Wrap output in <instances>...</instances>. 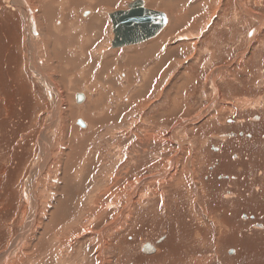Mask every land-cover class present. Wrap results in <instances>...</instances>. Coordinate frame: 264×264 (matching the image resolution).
<instances>
[{
    "label": "rangeland",
    "instance_id": "rangeland-1",
    "mask_svg": "<svg viewBox=\"0 0 264 264\" xmlns=\"http://www.w3.org/2000/svg\"><path fill=\"white\" fill-rule=\"evenodd\" d=\"M133 1L75 0L68 17L54 6L49 15L40 0H0V258L9 253L0 264H264V125L254 118L264 119V0H140L164 12L163 31L112 48L107 12ZM63 20L69 42L54 50L65 54L50 58L39 26L59 33ZM85 21L86 35H73ZM25 24L40 39L27 36L35 49L30 58L24 50V69ZM227 119L234 132L258 133L236 164L229 142L233 165L212 174L223 157L211 144L235 136ZM47 130L53 148L43 146ZM43 161L44 205L22 235L34 205L28 184ZM145 243L156 252L144 253Z\"/></svg>",
    "mask_w": 264,
    "mask_h": 264
},
{
    "label": "flooded vegetation",
    "instance_id": "flooded-vegetation-1",
    "mask_svg": "<svg viewBox=\"0 0 264 264\" xmlns=\"http://www.w3.org/2000/svg\"><path fill=\"white\" fill-rule=\"evenodd\" d=\"M41 1L45 3L44 7H47L48 6L49 0H40V2ZM104 2H106V0H102V3H104ZM134 3H140L143 8L149 9V8L146 7L147 5H144V2L143 1L141 3L140 0H134L129 5L134 4ZM19 5H21L22 7H24L28 11V13H29V8H28V4L27 3L21 2ZM38 5L40 6L39 3H38ZM129 5L126 6V7H122V8H120L117 11H123V10L126 11V10H128L129 9ZM101 8H103V6H101ZM63 9H64V6H63ZM65 9H66V7H65ZM102 11H104V10H102ZM117 11H115V12H117ZM111 12L112 11H110V13H109V11L107 12L108 13V18H109V15L112 14ZM29 16H30V14H28V16H26V17L22 15L23 19H26ZM70 16L71 15H68V17H70ZM82 16H84V11L82 13ZM109 21H110V19H109ZM22 22H23V20H22ZM57 23H59V22L57 21ZM85 23H86L85 26H84L83 23L82 24H80L79 22L76 23V29L75 30H78V31L75 32V34H73V35H79V34H82V33H83V35H86V33L88 31V21H85ZM109 25H110V28L112 29V30H109V31L113 32V28L111 27L112 26V23L109 24ZM86 27H87V29H86ZM42 28H46V26L43 24L42 25ZM58 28H59L58 26L56 28H54V26L52 25L48 29L44 30V35H47L49 37H53L54 35H56V30ZM163 29L156 35V38L160 35V33L163 31ZM19 30L21 31L22 28L19 29ZM103 31H105V32H107V34H109V31L107 29L103 28L102 32H100V35L101 36L103 34ZM18 33H19V31H18ZM38 35H39L38 30H37V28L33 24L32 25H26L25 24L24 25V28H23V31H21V33H19V40H20L19 41V44H22L25 40H27V42L30 43V41L28 40L27 36H29L32 40H39L40 38L38 37ZM21 36H22V38H21ZM17 37H18V35H16V40H18ZM81 38H84V37H81ZM102 38H104V37L102 36ZM107 39H108V37L105 38V40H107ZM84 42H86V39L85 38H84ZM31 44H33V43H31ZM23 47L25 48L26 55H27V52H29L28 51V45H24ZM33 47H34V45H33ZM111 47L114 48L112 46V42H111ZM13 48H14V46H13ZM17 48H19V46ZM46 51L49 53L50 58L54 57L53 56L54 55V52L56 53V51L54 50V47H53V44L52 43L46 46ZM21 53H22V56H24L25 53H23V52H21ZM60 54H62V53H60ZM27 56H29V55H27ZM24 59H25V56H24ZM23 66H24V69H25L26 64L24 63V60H23ZM27 71H28V69H27ZM25 73L26 72L24 70V74ZM28 73H29V71H28ZM29 74L32 75L34 77V79H36V75L34 73H29ZM43 83L46 86H49V82L47 80H45V82L43 81ZM77 94H80V93H77ZM82 97H84L83 98V101H84L83 103H85L86 102V96L82 94ZM75 100H76V94H75ZM254 118H256V120H257L256 123H258L259 127L262 126V125H264V119H262L261 116H258L257 115ZM225 124L227 125V128L229 129V131H226V134L231 133L229 135L232 136L233 133H235V136H232V138L231 137H227L225 139L219 140V141H217L218 142L217 144H214V145L211 144V149H212L211 151H213L215 153V157H217V158H220V157L222 158L223 157L220 161L217 160V161H219V163L214 164L213 165V168H209V172L212 173V174H213L212 171H214V169H216V168H220L221 165L223 166V168H226L227 170H230V166L233 165V163H231L228 159L224 158V153H228V152H224V151H225V149H228L229 148V142L235 141V143L237 144L236 147H237V149H238L239 152L236 153V154H233L232 157H231V159H233V158L237 159L238 158V160L233 159V160H235L234 163L236 164L237 161L241 160L240 159V156L243 158V157H247L249 155L248 153H249L250 150L248 151V153H247V150L249 149L250 146H245V144L246 145H249L251 143L254 144L255 143V140H254L255 139V136L258 133L257 130H255V129H252V131H251L252 133L249 132L248 130H246V126L239 127L238 130H236V132L232 131L231 129H233V127L238 126V124L236 125V122L233 119H227ZM262 149H264V143L262 145ZM212 174H209L208 175L209 177H207L206 179L209 180L210 179V176Z\"/></svg>",
    "mask_w": 264,
    "mask_h": 264
},
{
    "label": "water",
    "instance_id": "water-1",
    "mask_svg": "<svg viewBox=\"0 0 264 264\" xmlns=\"http://www.w3.org/2000/svg\"><path fill=\"white\" fill-rule=\"evenodd\" d=\"M109 19L112 23L114 34L113 47L135 45L154 38L166 23L164 13L145 9L140 3L131 4L126 11H117L110 14ZM83 98L82 94L76 95V103L82 102ZM77 124L84 126L80 120L77 121ZM260 228L264 229L262 225H260ZM142 250L146 254L156 252V248L150 243H145L142 246Z\"/></svg>",
    "mask_w": 264,
    "mask_h": 264
},
{
    "label": "bare ground",
    "instance_id": "bare-ground-1",
    "mask_svg": "<svg viewBox=\"0 0 264 264\" xmlns=\"http://www.w3.org/2000/svg\"><path fill=\"white\" fill-rule=\"evenodd\" d=\"M15 1V0H14ZM74 3H76L75 2V0H72ZM82 1V0H81ZM84 1V0H83ZM55 2H56V4L57 5H60L61 3L60 2H58V0H55ZM79 4V3H78ZM14 6H15V8L17 7L18 9V11L20 12V14H25V15H23V16H28V11L24 8V7H22L21 5H19L17 2H16V4L14 3ZM115 13V12H114ZM166 18V17H165ZM178 19V18H177ZM179 23V22H178ZM166 24V23H165ZM165 24H164V26H165ZM163 26V27H164ZM175 27V26H174ZM163 29V28H162ZM156 37V36H155ZM150 39H152V38H150ZM150 39H148V40H150ZM148 40H146V41H148ZM171 40L172 39H169V41H168V43H169V49H171L172 48V46H171ZM145 42V41H144ZM141 43H143V42H141ZM138 44H140V43H138ZM135 45H137V44H135ZM150 45V44H149ZM124 46H126V45H124ZM127 46H130V45H127ZM166 48V47H165ZM33 49H34V47H33V44H29V46H28V51H29V53H31L32 51H33ZM27 56V55H26ZM27 58H30V56H27ZM24 63L26 64V59H24ZM37 75H39V74H37ZM41 79V78H40ZM45 79H46V77H42V81H44L45 82ZM53 89L57 92V95H58V97L59 98H61L62 97V95H61V93H60V91H58V88L57 87H53ZM76 95H78V94H76ZM60 102H62V99H60ZM83 102V101H82ZM81 102V103H82ZM59 106V108L61 107L60 105H58ZM59 108H57L56 107V109L54 110V114H52V118H51V120L54 122V121H56L55 119L58 117V113H59ZM88 113H89V111H88ZM77 121H79V120H77ZM77 121H76V124H77ZM82 123H83V125L84 126H80L81 128H84L85 127V124H84V122L82 121V120H80ZM61 123V122H60ZM51 124H52V122H51ZM61 125V124H60ZM78 125V124H77ZM59 126V125H58ZM79 126V125H78ZM51 127V126H50ZM54 127H56L55 125H54ZM63 127V126H62ZM51 129V128H50ZM55 130H56V128H54ZM49 130V129H48ZM48 130L46 131V132H44V134H43V136H44V139H42V143L44 144L43 146H46V147H51V148H53L54 146H56L55 145V143L52 141V139H49V137H48V135H47V133H48ZM51 131H53V130H51ZM53 133H55L54 131H53ZM50 134V133H49ZM61 134V133H60ZM59 134V135H60ZM73 134V133H72ZM54 135V134H53ZM51 136H52V134H51ZM54 136H56V135H54ZM42 138V137H41ZM55 139H57V138H55ZM54 139V140H55ZM60 139V138H59ZM67 140L68 139H65L64 138V140H63V149L64 148H66V150H69V148H68V143H67ZM69 141H70V139H69ZM61 143V142H60ZM41 146V145H40ZM43 146H41V147H43ZM58 146H60V145H58ZM73 146V145H72ZM61 147V146H60ZM75 147V146H74ZM71 148V147H70ZM76 148V147H75ZM62 149V150H63ZM45 150V149H44ZM43 150V151H44ZM79 151V150H78ZM77 152V151H76ZM67 153V152H66ZM65 153V154H66ZM70 153V152H69ZM81 153V152H80ZM59 154V153H58ZM76 154V153H75ZM78 156H79V154H77ZM44 157H45V155H44ZM61 157V156H60ZM60 157H59V159H60ZM74 157V156H73ZM44 159V158H43ZM48 159V158H47ZM75 160H76V158H75ZM53 161V160H52ZM74 161V159H69V160H66V162H67V164L69 165L70 163H72ZM46 162H47V160H46ZM45 161H43L39 166H38V168L40 167V169H36L34 172H33V174H32V179H31V181H30V185L28 184V200H30L31 201V204H33L34 203V205H33V207H32V213H30L29 215H28V219H27V224L24 226V231H23V233H22V235H25L26 234V232L28 231V232H30V230H31V228L32 227H35V219L38 217V216H40V206L43 204L44 205V203H41L39 200H37L36 199V192L38 191V186H37V178L39 177V174L41 173V171H43L44 169H45V167H46V165L48 164V163H46ZM61 162V161H60ZM57 163H58V161H57ZM63 164V163H62ZM60 165H61V163H60ZM64 165H65V163H64ZM70 165H72V164H70ZM74 170V169H73ZM73 170H72V172H73ZM78 171H76V173H77ZM72 174V173H71ZM71 177L73 178V175H71ZM42 179V178H41ZM51 179V178H50ZM50 179H48V180H50ZM60 178H58V180H59ZM44 180H45V178H44ZM48 180H46V181H48ZM40 181V180H39ZM51 181V180H50ZM49 181V182H50ZM115 182V181H114ZM113 182V183H114ZM62 183V182H61ZM69 183V182H68ZM39 184H40V182H39ZM60 184V183H59ZM70 184V183H69ZM72 184V183H71ZM74 185V184H73ZM75 187V186H74ZM113 187V186H112ZM55 188H57V187H55ZM64 188V187H63ZM41 189V188H40ZM44 189V188H43ZM65 189V188H64ZM64 189H63V193H64ZM42 190V189H41ZM40 191V190H39ZM47 191V190H46ZM45 190H43V191H41L40 193L43 195L44 194V196L46 197L47 196V198L46 199H48V200H51V198H52V196L50 195V191L48 192H46ZM53 192V191H52ZM106 192H109V190L108 191H106ZM105 192V193H106ZM100 193V192H99ZM37 194H39V193H37ZM98 194V193H97ZM99 195V194H98ZM112 196H114L113 194H111ZM41 196V195H40ZM100 197V196H99ZM98 197V198H99ZM38 198V197H37ZM42 198V197H41ZM93 198V197H92ZM91 198V199H92ZM97 198V197H96ZM93 199H95V198H93ZM92 199V200H93ZM95 201H96V199H95ZM94 203H96V202H94ZM100 203V202H99ZM98 203V204H99ZM95 205V204H94ZM62 208H64V206L62 207ZM65 210V209H64ZM59 211V210H58ZM22 235H21V237H22ZM21 244V238L18 240V241H16L14 244H13V247L10 249V252H13V256H14V254L16 253V252H18V247H19V245ZM20 248H22V247H20ZM6 255V256H5ZM5 255L3 256V257H1L0 258V263H2V262H5L7 259H8V255H9V253L8 254H6L5 253Z\"/></svg>",
    "mask_w": 264,
    "mask_h": 264
},
{
    "label": "crops",
    "instance_id": "crops-1",
    "mask_svg": "<svg viewBox=\"0 0 264 264\" xmlns=\"http://www.w3.org/2000/svg\"><path fill=\"white\" fill-rule=\"evenodd\" d=\"M52 2H53V4H52ZM61 4L60 5H57L56 4V2H55V0H49V4H48V6L47 7H44V5H45V3L44 2H42L41 1V3L43 4V7H44V9H45V11H47L48 12V14L49 15H51L52 14V11H53V6L56 8V7H59V8H63V6H64V10H65V13L63 12L62 14H64L65 16H68V12L70 11V10H76V6H75V3L72 1V0H64V4L61 2V1H59ZM63 5V6H62ZM62 6V7H61ZM65 7H66V9H65ZM152 9H154V8H152ZM151 10V9H150ZM156 11H159V12H162L161 10H156ZM51 13V14H50ZM164 13V12H163ZM58 15V14H57ZM166 17V16H165ZM43 21V20H42ZM68 20H63V24H61L62 25V27H60L61 28V30H60V32L58 33V29L56 30V35H57V33H58V35H57V37H56V35H54L53 37H49V36H47V35H45V45L47 46V45H49V44H51L52 43V39L53 38H55L56 37V39H55V42L54 43H52V44H54V48H55V46L56 45H58V44H60V45H64V44H66V43H68L69 41H67V40H65L64 38H65V35H66V32L64 31V26H65V22H67ZM42 24H43V22H42ZM45 26H46V28H42V26H39V29L42 31V34H44V30H46V29H48L50 26H52V24L49 22V21H45ZM153 39V38H152ZM24 43H25V45H28L29 46V44L30 43H28L27 42V40H25L24 41ZM22 50V52L24 53V50H25V48L24 49H21ZM55 51L56 52H58V53H60V49H55ZM63 54H65V53H62L61 54V56L63 55ZM26 74V73H25Z\"/></svg>",
    "mask_w": 264,
    "mask_h": 264
}]
</instances>
